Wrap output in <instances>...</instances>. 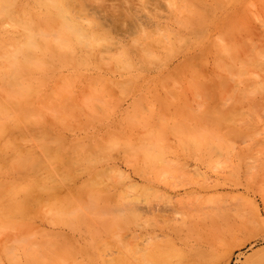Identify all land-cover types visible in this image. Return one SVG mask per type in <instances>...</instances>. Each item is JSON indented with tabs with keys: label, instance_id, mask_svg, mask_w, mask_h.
Returning <instances> with one entry per match:
<instances>
[{
	"label": "rangeland",
	"instance_id": "rangeland-1",
	"mask_svg": "<svg viewBox=\"0 0 264 264\" xmlns=\"http://www.w3.org/2000/svg\"><path fill=\"white\" fill-rule=\"evenodd\" d=\"M71 1L86 38L20 77L42 118L0 116V264H264V0Z\"/></svg>",
	"mask_w": 264,
	"mask_h": 264
},
{
	"label": "bare ground",
	"instance_id": "bare-ground-1",
	"mask_svg": "<svg viewBox=\"0 0 264 264\" xmlns=\"http://www.w3.org/2000/svg\"><path fill=\"white\" fill-rule=\"evenodd\" d=\"M17 0H0V21L7 18V19H10L11 18V21H12V24L13 25H16L17 28L20 30L19 31V37L18 38H14L10 41L11 45L13 46V49L11 50H8L6 47L4 49H7L8 51L5 52L4 56H6V58L9 60V64H10V67H9V70H8V73L6 75V78H5V87H6V90H5V94H2L3 97H2V100H0V116L2 115H6V111H9L7 109V107H10L12 106L13 108L15 107L18 111H21V116L23 118H26L27 121H31L32 122H36V120L39 119V117H41V114L40 112L38 111H34L35 109L34 108H31L32 110H28V111H25L24 107H19L18 108V105H20L23 101H24V89H26V86L23 82H21V73L23 74L24 71H26L28 74L30 72H28L26 70L27 67H25V63L26 62L27 64H29L30 62L29 61H32V53H35L36 50L39 48V45H41V42H46V40H53L55 41L59 46V48L61 49V51L63 50V48H66L67 47V44L68 42H70L71 40H82L84 38H86V36L81 32L82 30H80L81 28H79V25L78 23L76 22L75 19H73L72 17V10H73V3L71 0H36L38 5L43 7L44 9H46V13H45V16H33V13L31 14V12H26L24 11L22 14H19L18 16L14 17L12 14L16 12V2ZM30 2V1H29ZM85 7V6H84ZM26 12V13H25ZM191 24V23H190ZM84 29V28H82ZM97 34V33H96ZM100 37V36H99ZM88 38V37H87ZM96 40V39H95ZM91 43V42H90ZM55 44V43H54ZM3 45V42H0V46ZM10 45V46H11ZM86 45V44H85ZM221 45V44H218L217 45V48L218 46ZM9 46V47H10ZM51 46V45H50ZM49 46V47H50ZM56 46H52V49L55 48ZM86 47V46H85ZM241 50V49H240ZM69 51V50H68ZM89 51V50H87ZM60 52V50H59ZM61 53V52H60ZM1 56V55H0ZM75 56V55H74ZM73 56V57H74ZM70 57V56H69ZM233 57V56H232ZM2 59V57H0ZM0 59V60H1ZM67 59V58H66ZM43 60V59H42ZM64 60V59H63ZM74 60V59H73ZM222 61V60H221ZM219 61V62H221ZM34 63V62H33ZM31 63V64H33ZM47 63V62H46ZM226 63V62H225ZM228 64H231L230 62H228ZM224 65V64H223ZM226 65V64H225ZM232 65V64H231ZM1 66V65H0ZM28 66V65H27ZM227 66V65H226ZM229 66V65H228ZM231 67V66H230ZM229 67V68H230ZM30 69V67H28ZM228 68V69H229ZM238 69L236 68L235 66V63H234V66L231 68V70L233 71V69ZM5 69V68H4ZM4 69H3V72H4ZM39 69V68H38ZM227 69V70H228ZM229 71V70H228ZM230 72V71H229ZM26 73V74H27ZM234 73V71L232 72ZM235 73H239V72H235ZM24 79V78H23ZM36 80V79H35ZM28 81V80H27ZM34 81V80H33ZM235 81V80H234ZM109 85V84H108ZM224 85V84H223ZM200 86V85H199ZM28 87V86H27ZM32 90L35 88L34 86H32ZM225 87V86H224ZM38 88V87H37ZM28 89H31V87H28ZM31 90V92H32ZM4 91V90H3ZM228 91V90H226ZM226 93V92H225ZM84 95V93H83ZM115 96V95H114ZM239 97V96H238ZM32 99V98H31ZM222 99V98H221ZM231 99V98H230ZM30 100L29 98L26 100V102ZM223 100H221L222 102ZM228 101V100H227ZM226 101V102H227ZM43 103H45V101H41ZM88 102V101H87ZM87 102H85L87 104ZM68 104V103H67ZM71 104V103H70ZM231 104V103H230ZM53 105V104H51ZM76 105V103H75ZM236 105V104H235ZM35 106V105H33ZM32 106V107H33ZM45 106H48V105H45ZM56 106V105H55ZM69 106V105H67ZM77 106V105H76ZM90 106V104H89ZM232 106V105H230ZM42 107H39L37 109H41ZM66 108V106H65ZM75 108V107H74ZM73 108V109H74ZM229 108V107H228ZM34 109V110H33ZM219 109V108H218ZM68 110V109H67ZM67 110L65 112H67ZM225 110V109H223ZM222 110V111H223ZM18 111H16L17 113H19ZM51 111V110H50ZM221 110H219L220 112ZM221 111V112H222ZM54 112V111H53ZM51 112V113H53ZM58 112V111H57ZM61 112V111H60ZM69 112V111H68ZM20 114V113H19ZM25 114V115H24ZM50 114V112H49ZM14 116V114H12ZM18 115V114H17ZM54 115V114H53ZM56 115V114H55ZM54 115V116H55ZM211 115H213V113H211ZM246 115V114H245ZM12 116V118L14 119V117ZM19 116V115H18ZM52 116V115H51ZM60 116V115H59ZM62 116V115H61ZM60 116V117H61ZM9 117V116H8ZM7 117V118H8ZM34 118V119H31ZM59 117V118H60ZM65 117V115H64ZM209 118H212L213 117L211 116H207ZM216 117V118H215ZM214 120L217 122L218 120H221V118L215 116ZM2 118V117H1ZM1 118H0V121H1ZM5 118V116H4ZM42 118V117H41ZM208 118V119H209ZM10 119V118H9ZM8 119V120H9ZM21 119V118H19ZM26 119H25V122H26ZM5 121L6 122H8ZM15 120V119H14ZM18 120V119H17ZM48 120V119H47ZM51 120V119H50ZM3 121V120H2ZM1 121V122H2ZM19 121V120H18ZM17 121V122H18ZM62 121H65L64 119ZM67 122V121H66ZM4 123V124H5ZM37 123V122H36ZM3 124V123H1ZM0 124V125H1ZM3 124V125H4ZM8 124V123H7ZM20 125V123H18ZM25 124V123H24ZM1 125V126H3ZM5 126L6 124L4 125V129H5ZM11 127V126H10ZM2 130H3V127H2ZM47 140V139H46ZM50 140V139H49ZM56 141V139H54ZM108 140V139H107ZM155 140V139H154ZM14 145V144H13ZM91 150V149H90ZM28 153V152H27ZM29 154V153H28ZM52 153H49V155H51ZM57 154V153H56ZM30 155V154H29ZM6 156V155H5ZM31 156V155H30ZM25 157V156H24ZM23 157V159H24ZM83 157V156H81ZM87 157V156H86ZM26 158V157H25ZM27 158H29L30 160V157L27 156ZM85 158V157H84ZM4 159L6 160V158L4 157ZM3 159V160H4ZM10 159V158H9ZM55 159V158H54ZM11 160V159H10ZM14 160V159H13ZM20 160V161H19ZM18 161V164H17V159H16V162H13L14 163V166H15V169L17 167V170H19V172H23L24 171L26 172V169L28 168V164L23 162L22 159H19ZM42 162H39L38 164L36 163L35 165H42L44 162H43V159H41ZM40 160V161H41ZM50 160V159H49ZM57 160V159H56ZM55 160V161H56ZM15 161V160H14ZM4 162V161H2ZM11 164H5L6 166H9L10 167V170H12V161H10ZM47 164V163H46ZM2 165V163L0 164V166ZM34 165V167H36ZM6 166H3V167H6ZM13 166V167H14ZM44 166V164H43ZM47 167V166H46ZM7 168V167H6ZM24 168H26L24 170ZM58 169V168H57ZM37 170V169H36ZM13 171V170H12ZM16 171V170H15ZM58 174V173H57ZM51 176V175H49ZM60 178V177H59ZM94 179V178H93ZM105 181V180H104ZM115 181V180H114ZM95 181L93 180V183ZM97 183V181L95 182ZM45 184V183H44ZM89 184V183H88ZM102 184V183H101ZM2 185V184H1ZM7 187H9V183L6 184ZM5 185V187H6ZM92 181L90 183V187L92 186ZM88 186V187H89ZM95 186V185H94ZM101 186V185H100ZM6 187V188H7ZM85 184H84V188H85ZM97 187V186H96ZM5 188V189H6ZM98 191V190H96ZM102 191V190H101ZM100 191V193H101ZM105 191V190H104ZM8 192V191H7ZM99 192V191H98ZM103 192V191H102ZM5 193V192H3ZM9 193H11L9 191ZM29 192H27V195H28ZM1 194V192H0ZM26 195V196H27ZM8 198V197H7ZM90 198V196H89ZM52 209V208H51ZM64 211H67L65 209H63ZM94 209H92L93 211ZM98 210V211H97ZM93 212H97L96 214H100L98 212L101 211V208L100 209H97ZM100 210V211H99ZM110 210V209H109ZM52 211V210H51ZM103 211V209H102ZM69 212V211H68ZM56 213V212H54ZM53 213V215H54ZM58 213V212H57ZM63 213V212H61ZM70 213V212H69ZM116 213V212H115ZM52 214V213H50ZM110 214V213H109ZM5 215V214H4ZM102 215V214H100ZM60 218V217H59ZM62 219V218H61ZM114 219V218H113ZM69 222H71V220H69ZM10 227V225H9ZM110 228V227H109ZM112 229V228H110ZM109 229V230H110ZM29 231V230H28ZM112 231V230H110ZM117 233V232H116ZM116 235V234H115ZM19 242V241H18ZM16 243V242H15ZM27 244V243H26ZM14 245V244H13ZM11 245V247L13 246Z\"/></svg>",
	"mask_w": 264,
	"mask_h": 264
}]
</instances>
